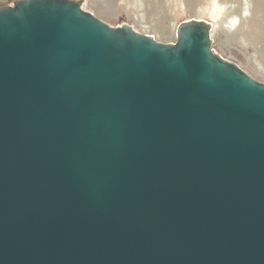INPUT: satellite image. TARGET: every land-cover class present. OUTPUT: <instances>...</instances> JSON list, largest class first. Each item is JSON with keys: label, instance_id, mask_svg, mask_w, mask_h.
<instances>
[{"label": "water", "instance_id": "obj_1", "mask_svg": "<svg viewBox=\"0 0 264 264\" xmlns=\"http://www.w3.org/2000/svg\"><path fill=\"white\" fill-rule=\"evenodd\" d=\"M211 29L0 7V264H264V82Z\"/></svg>", "mask_w": 264, "mask_h": 264}, {"label": "bare ground", "instance_id": "obj_2", "mask_svg": "<svg viewBox=\"0 0 264 264\" xmlns=\"http://www.w3.org/2000/svg\"><path fill=\"white\" fill-rule=\"evenodd\" d=\"M126 1L127 0H122L120 3H124ZM128 2V8L133 6L134 8H132L135 9H132L134 13L133 16L130 13L131 10H127L125 17H127L128 21L130 22L129 24L132 25L137 31L154 37L157 41L164 39L165 41L175 43L178 39V28L183 22L188 20L203 21L207 19V14H210L213 22L209 21L208 23L212 26L211 37L213 39V49L217 54L219 53L215 43L218 26L216 23L219 22L218 20L220 17L221 19L223 18L221 30L224 32L226 31V33H228L231 38L234 37L240 39V46L242 49L247 50V45L245 46L243 44H248V42L245 41L247 39L244 37V35L249 36V40L254 42L259 41L262 43V50H259L260 47L258 48L256 44L252 45V49L256 51V55L251 56L250 59L246 58V56H244L245 54L242 55L239 53V55H241L245 61L247 60L259 75L264 77V27L261 24L260 19L262 16H264V0H185L183 1V4L186 6V9L184 12H182V15L185 19L179 22V19L171 18V21L169 20L170 24L166 25V28L163 31H158L156 24H153L150 21H144L145 19H142L144 14H140L141 12L139 9H142L145 0H128ZM121 15L122 13H117L110 15L108 18H114L118 20L121 18ZM157 35H159L160 39L157 38ZM221 56L227 59L223 55ZM229 56L230 59L227 60L236 63L246 72H248L243 67L242 62L239 61L238 52L235 54L230 52ZM249 74L253 76V74Z\"/></svg>", "mask_w": 264, "mask_h": 264}, {"label": "rangeland", "instance_id": "obj_3", "mask_svg": "<svg viewBox=\"0 0 264 264\" xmlns=\"http://www.w3.org/2000/svg\"><path fill=\"white\" fill-rule=\"evenodd\" d=\"M18 0H0V7H5L9 5H13L14 2ZM73 1H78L82 4L85 10H88L95 14L97 17L102 19L103 21L107 22L108 24L112 26H118L122 24H129L130 22L128 21L126 16L127 10H131L130 13L133 16V8H128V0L124 3H120L122 0H73ZM183 1L185 0H145L143 3V7L140 10V14H144L142 19L144 21H150L153 24H156V28L158 31H163L166 28V25L170 24L171 18H177L179 19V22L183 21L185 18L182 15V12L186 9V6L183 4ZM135 10V9H133ZM138 10V11H139ZM145 12V13H144ZM117 13H122L121 18L116 20L114 18H108L110 15H114ZM261 24L264 27V16L261 18ZM170 20V21H169ZM222 20L221 17L219 18V22H217V33H216V48L218 50V53L226 57L227 59H230V52L235 54L238 52V59L240 62H242L243 67L253 76H257L256 78L259 81L264 82V77L259 75L255 69L251 66V64L248 63V61L244 60L239 53L242 55L246 56V58L250 59L251 56L256 55V51L252 49V45L256 44V46L259 48V50H262L261 48V42L259 41H252L249 40L250 37L244 35V37L247 39L245 41L248 42V44H243L247 45V50L241 48V41L240 39L237 38H231L226 31L224 32L222 29ZM205 22H213L212 17L210 14H207V19L203 20ZM118 24V25H117ZM134 25V22H133ZM219 27V28H218ZM157 38H159V35H157ZM160 39V38H159ZM161 42L164 43H171L170 41H165L164 39L160 40ZM245 41H242L244 43H247ZM254 43H252V42ZM251 42V44H250ZM250 45V47H249ZM218 46V47H217ZM253 52V54H252ZM250 55V56H249ZM232 60V59H231ZM252 71V72H251ZM259 76V77H258Z\"/></svg>", "mask_w": 264, "mask_h": 264}]
</instances>
